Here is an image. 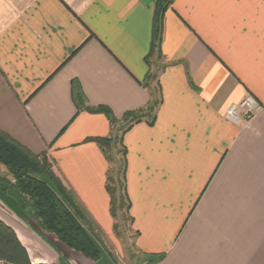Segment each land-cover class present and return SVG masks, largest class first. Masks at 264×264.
Segmentation results:
<instances>
[{"label":"crops","instance_id":"0c3cea01","mask_svg":"<svg viewBox=\"0 0 264 264\" xmlns=\"http://www.w3.org/2000/svg\"><path fill=\"white\" fill-rule=\"evenodd\" d=\"M155 0H0V130L46 152L105 243L113 218L108 163L88 137L150 100L141 85ZM161 103L122 135L134 247L155 264H264V0H173L163 15ZM164 65V66H163ZM163 66L161 69L160 67ZM246 94L263 106L248 127L225 118ZM0 219L31 262L115 264L62 252L0 192Z\"/></svg>","mask_w":264,"mask_h":264},{"label":"trees","instance_id":"16d2710c","mask_svg":"<svg viewBox=\"0 0 264 264\" xmlns=\"http://www.w3.org/2000/svg\"><path fill=\"white\" fill-rule=\"evenodd\" d=\"M172 1L155 0L150 45L144 57L148 70L141 81V85L149 90L151 97L145 109L127 111L118 119L106 105H88L78 81L71 80V95L77 111L102 113L111 126L108 136L88 137L86 141L95 142L108 163L105 189L109 196V213L113 220L119 211H124L129 221H132L129 214L130 201L126 190V148L122 135L134 123L144 120L152 124L155 121L156 110L161 103V92L157 73L152 72L151 66L153 59L161 61L163 58L160 47L163 15ZM152 83H155L154 89ZM118 145L120 147L117 152L121 154V166L116 176H113L109 168L113 162L111 150L116 149ZM0 164L11 176V180L0 177V192L12 199L24 218L32 226L49 236L58 249L62 252L70 251L80 254L92 262L101 259V247L108 252L107 243L104 242L98 228L93 225L74 192L66 187L55 173L46 152L34 153L0 130ZM115 229L116 224L113 222V230ZM108 254L110 255L109 252ZM131 255L138 264H155L164 257V253H146L137 249ZM0 264H33L26 247L20 242L14 229L1 219Z\"/></svg>","mask_w":264,"mask_h":264},{"label":"rangeland","instance_id":"374dc122","mask_svg":"<svg viewBox=\"0 0 264 264\" xmlns=\"http://www.w3.org/2000/svg\"><path fill=\"white\" fill-rule=\"evenodd\" d=\"M156 65L161 64V61L155 60ZM154 84L152 83V88L154 89ZM118 145L116 149L111 150V156L113 157V162L109 165L112 171V175L116 176L117 171L121 166V154L117 152ZM0 177H6L11 180V176L7 172L6 168L0 164ZM116 224L115 231L113 230V243H107L106 248L112 256V260L116 264H138L136 259L132 257L131 254L136 252L134 247V231L131 227V222L129 221L127 214L124 211H119L117 217L113 220ZM107 252V253H108Z\"/></svg>","mask_w":264,"mask_h":264},{"label":"built area","instance_id":"2783aa9c","mask_svg":"<svg viewBox=\"0 0 264 264\" xmlns=\"http://www.w3.org/2000/svg\"><path fill=\"white\" fill-rule=\"evenodd\" d=\"M263 109L262 104L251 94L232 103L225 111V118L234 124L248 127L253 117Z\"/></svg>","mask_w":264,"mask_h":264}]
</instances>
